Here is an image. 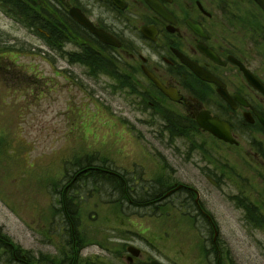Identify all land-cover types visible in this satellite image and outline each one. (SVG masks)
<instances>
[{"label":"rangeland","instance_id":"rangeland-1","mask_svg":"<svg viewBox=\"0 0 264 264\" xmlns=\"http://www.w3.org/2000/svg\"><path fill=\"white\" fill-rule=\"evenodd\" d=\"M24 26L0 8V234L7 245L0 239V264H125L126 243L142 250L141 260L163 264H264L256 197L241 195L235 208L227 181L216 186L199 175L209 164L208 139L172 137L161 116L129 94L135 89L86 80L79 67L68 81L60 59L54 78L45 42ZM85 156L130 180L132 202L175 183L196 189L218 228L216 243L195 209L177 206L185 192L161 209L132 205L118 199L111 174L75 173Z\"/></svg>","mask_w":264,"mask_h":264},{"label":"flooded vegetation","instance_id":"flooded-vegetation-1","mask_svg":"<svg viewBox=\"0 0 264 264\" xmlns=\"http://www.w3.org/2000/svg\"><path fill=\"white\" fill-rule=\"evenodd\" d=\"M0 8L43 39L54 78L60 59L68 81L75 77L72 69L79 67L86 80L107 78L135 89L129 94L148 103L172 137L208 139L209 160L202 159L209 164L197 168L199 175L216 186L227 181L235 191V208L243 204L241 195L256 197L251 209L257 214L264 257V0H0ZM96 30L106 33L111 43ZM148 73L178 101L164 94ZM203 116L225 123L232 141L202 129L197 118ZM173 128L177 132L172 134ZM118 172L113 174L120 177ZM178 184L157 193L155 204L164 206L185 192L186 199L177 206L186 202L195 209L196 219L209 223L215 244L219 231L199 192L185 184L174 189ZM242 208L249 212L248 205Z\"/></svg>","mask_w":264,"mask_h":264},{"label":"trees","instance_id":"trees-1","mask_svg":"<svg viewBox=\"0 0 264 264\" xmlns=\"http://www.w3.org/2000/svg\"><path fill=\"white\" fill-rule=\"evenodd\" d=\"M94 160V158H92ZM104 163H102V165L104 166ZM73 166L75 168H79V170L77 169V171L75 172L76 174L78 175H90V174H96L98 175V169L97 167H94L92 169L88 168L87 165L85 164L84 161H79L77 162L76 164H73ZM89 172V173H88ZM90 172H94V173H90ZM66 173H68V171L66 170ZM88 175V176H89ZM109 181L112 182V184L114 182H116L118 185H115L113 186L115 190H117L118 192H120V196H121V199H125L127 201H130L132 199V192H131V185H130V181H127V180H124L123 178L120 177V179H118L117 177H113L111 176ZM154 187H150V189H152ZM157 193H156V188L154 191H145V193H139L138 194V199L135 201V205H141V204H144V205H155V198L157 197L156 196ZM161 195V194H160ZM137 198V196H136ZM134 204V202H132ZM68 204V203H66ZM73 212L75 213L76 212V209L73 210ZM0 239L4 242V237L1 236L0 234ZM7 239V238H6ZM9 241V240H8ZM5 246H7L4 242Z\"/></svg>","mask_w":264,"mask_h":264},{"label":"water","instance_id":"water-1","mask_svg":"<svg viewBox=\"0 0 264 264\" xmlns=\"http://www.w3.org/2000/svg\"><path fill=\"white\" fill-rule=\"evenodd\" d=\"M155 9L156 6L152 5ZM156 11H158L159 13L162 14L161 11H159V9H157ZM75 15V14H74ZM81 21V20H80ZM98 35H100V37L105 41H109L108 38L106 37L107 35L103 32H98ZM150 77L154 80V82L156 83V85L168 96H170L173 100L178 101V97L174 96V93L170 90H167L157 79H155L152 75H150ZM199 124L201 125V127H203L204 129L212 132L213 134H215L217 137L224 139V140H229V134H228V130L226 129L225 125L221 122H218L216 120H212L210 118H203V119H198ZM127 251H129L132 255L134 256H138L140 251L139 249L133 247V246H128L127 247ZM140 264H160L158 261L156 260H151L149 263H140Z\"/></svg>","mask_w":264,"mask_h":264}]
</instances>
